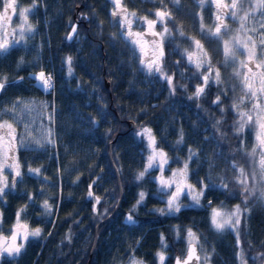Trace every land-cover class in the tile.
Returning <instances> with one entry per match:
<instances>
[{"label":"trees","instance_id":"1","mask_svg":"<svg viewBox=\"0 0 264 264\" xmlns=\"http://www.w3.org/2000/svg\"><path fill=\"white\" fill-rule=\"evenodd\" d=\"M35 3L28 14L34 32L26 33L25 41L0 54V75L8 78L6 88L0 92V110L10 108L17 99L47 103L43 116L33 112L25 115L23 121L35 118L37 123L49 126L55 145L43 143V128L39 135H25L21 145L24 132L22 122L18 123L16 157L22 175L16 178L20 184L13 188L14 173L8 169L5 172L9 187L8 196L0 198V233H10L16 213L23 207L21 222L29 230L40 228L41 234L29 236L18 255H0V264H128L133 257L146 264H158V252L167 256L164 264H173L176 254L185 255L187 228L197 233L205 250L200 252V264H204L205 253L209 256L207 264H241V253L248 264H255L256 260L264 264V185L257 184L255 193L245 203L236 183L239 172L232 169L235 163L249 176L255 171L259 180V155H249L257 146L256 129L249 122L242 132L237 131L238 111L244 110V102L250 98L226 65L223 47L209 34L215 26L212 21L204 23L202 17L208 15L204 7L195 0H121L123 7L136 14L135 18L129 17L135 32H147L144 17L156 19L157 10L170 13V18L164 24L157 22L153 30L169 29L162 39L164 58L160 63L173 76V92L158 73L147 72L140 64L138 48L121 37L122 28L111 16V0H89L77 19L74 13L78 0ZM32 4L33 0H17V14L10 24L17 29L16 39L21 22L19 8ZM262 22L264 19L256 13L245 25L259 55L264 54L260 43ZM237 23L231 30L233 35L240 34L239 17ZM72 25L76 26L77 35L68 40ZM194 40H200L212 66L208 85L199 98L190 97L195 87L203 84L200 73H206L208 67L198 71L188 65L186 54ZM68 56L72 57L71 75ZM216 70L220 73L218 83ZM40 71L52 76L53 88L47 92L32 78ZM105 81L110 83L111 96ZM218 95L219 104L214 103ZM111 104L117 114L110 109ZM235 104L240 105L239 109L233 107ZM53 109L49 122L48 113ZM2 119L16 122L8 114ZM129 121L136 124L131 131ZM143 127L152 130L158 147L168 154L165 177L183 166L189 148L197 152L189 162L187 183L197 190L201 182L209 186L199 206L187 194H181L178 213L157 211L166 209L168 199V195L159 192L155 179L160 172L150 169L142 180L136 179L149 155L147 137L138 134ZM181 131L183 142L177 144ZM116 137L112 158L120 175L123 199L117 214L100 227L91 257L95 226L113 212L119 199L117 178L108 155L109 144ZM37 139L42 141L40 145L34 142ZM29 167L40 168V175H30ZM222 183L228 188L219 187ZM89 190L101 197L100 203L88 196ZM140 192L146 195L137 205ZM44 200L50 205L49 211L42 207ZM209 201L213 206L223 202L227 210L241 206L239 244L236 231L218 233L210 227ZM129 214L134 223L127 221Z\"/></svg>","mask_w":264,"mask_h":264},{"label":"snow or ice","instance_id":"2","mask_svg":"<svg viewBox=\"0 0 264 264\" xmlns=\"http://www.w3.org/2000/svg\"><path fill=\"white\" fill-rule=\"evenodd\" d=\"M114 5L113 11L111 12L112 17H120L119 20L114 21L119 23L122 31L120 33L122 38L127 39L133 46L139 47L142 54L140 59V64L143 65L149 74L158 73L162 77L171 90L175 91V86L173 85V76L166 73L160 63V60L163 58L162 50V39L166 33H169V29L164 27L163 32L154 31V26L157 22L164 24L165 20L170 18V13L165 10H157L155 12L156 19H148L144 17V21L148 25L147 33H133L132 32V23L135 18V12H129L126 7L122 6L121 0H111ZM201 7H203L204 0H199ZM212 4L216 6L217 15L216 20L218 23L215 25V31L212 32L209 30V34L214 36L217 40L223 41V52L227 58L235 59L236 52L234 49H244L248 55V61H241L240 64L243 68L247 69V73L243 75L242 86L246 90V95L252 99L253 105L250 111H238L239 120L237 122V131L242 132L245 126L249 122H253L257 127L258 131L256 133L257 146L254 147L249 153L253 158L259 155L258 166H259V180L257 179V174L253 171L250 176L249 173L245 172L243 167L233 163V171L239 172V175L236 177V183H238L242 189L241 195L244 197V202L248 200L250 195H253L256 191L257 184L264 185V58H261L258 62L256 60V43L252 37H247V39H242L239 36L233 37L230 40H224L222 35V30L227 31L226 25L223 24L222 16L230 14L232 18H237L238 12H242L243 15L239 16L241 28L239 31L245 30V22L249 17H255L256 11L260 10L261 15H264V0H257L256 4L253 5L251 0H241L238 3V0H231V4L224 3L223 0H210ZM244 3H247L249 7L244 8ZM0 6H2V11H0V54L8 51L10 47H14L17 44H20L22 41L26 40V33L34 32V26L28 22V14L31 12L32 8L36 7L35 0L31 7H21L18 11V16L20 18V24L18 25V35L19 38L16 39L15 35L17 29L11 28L12 16L17 14V0H0ZM11 10V12H10ZM227 10V11H226ZM87 18L86 16L84 17ZM71 23V22H70ZM261 28H264V22L261 23ZM201 29L203 30V24H201ZM255 31V29H253ZM146 34H150L152 37H160V40L153 39L150 43L157 49H159V56L150 60H145L143 58L144 46L143 38ZM77 35V28L75 25H72L71 33L66 37L68 40H72L74 36ZM183 35V33H181ZM9 37H13L9 39ZM261 45L264 46V33L261 34ZM196 52H187V58L189 64H194L195 68L199 71L204 65H208L207 72H201L200 77L203 80L202 85H197L195 87V92L193 97L190 98H199L205 91V87L208 85L210 76L212 75V66L210 59L208 58V53L204 50L203 45L200 40H194ZM251 45V46H250ZM23 58L19 63H23ZM66 63L68 65V74H72V57H66ZM249 63H252L257 71L253 70V67L249 66ZM236 75H241L237 72ZM33 79L38 81L37 86L44 90L45 92L53 88L52 76L51 74L45 75L44 71H40L38 74H33ZM22 79V78H21ZM220 79L219 70L215 72V80L218 83ZM258 80L259 86L253 87V83L250 81ZM8 78L6 75H0V92L6 88ZM243 101H241L242 103ZM214 103H220V96L216 97ZM233 107L239 109L240 105L235 104ZM48 110V104L44 102L32 101H23L17 100L12 104L10 108L0 110V198L5 195V189L9 187L7 176L5 175V169L10 170V174L14 173L12 179V187L15 188L17 183V177H21V165L16 157V142H17V129L13 123L8 120L2 119L5 114L11 115L12 119L17 123L23 121L25 115H29L33 112H37L39 116H43ZM255 114V119L253 116ZM54 116V109L51 113H48L49 122L52 121ZM35 123V118L27 121L24 127V133L20 136V143L23 145L25 135L31 136L32 130L30 125ZM220 122L217 121V124ZM141 136L147 137L149 155L147 157V163L142 171L138 172L136 179L142 180L150 169L158 170L160 176L156 177L159 184V192L165 195H168L166 201V209H157L161 213L165 211L169 214L178 213L181 210V205L179 204V197L181 194H187L191 197V200L194 202V205L199 206L201 198L204 196L205 191L209 189V186L204 185L201 182V187L197 190L193 185L187 183L188 177V168L189 162L193 160L198 154L193 149L189 148L188 157L184 161L183 166L171 172V175L168 177L164 176V171L169 165L168 154L163 150V148L158 147L156 137L152 133V130L148 127H143L138 133ZM52 130L48 128L43 133V143H54V140L51 139ZM184 134L183 131L180 132L179 139L176 141L177 144L183 142ZM37 145L42 143L41 140L37 139L34 141ZM41 172L40 168H28V173L30 175L39 176ZM249 179L253 182L252 186H249ZM91 189V185L89 186ZM219 187L227 189L228 185L222 183ZM171 189V191H169ZM145 193H139V199L137 200V205L142 203L145 199ZM261 195H264V191L261 192ZM88 196L94 198L96 203H100L101 197L94 196L93 192L89 190ZM28 199L31 201L33 199L32 195H28ZM208 206L211 208L210 212V227L216 232H224L226 230H233L237 232V244H239V226L241 223L242 210L241 206L235 205L231 210H227L223 205V202L219 206H213L212 202H208ZM42 207L45 211L50 210V205L47 200H44ZM133 208V211L135 210ZM24 211L22 207L16 213V222L13 225L10 236H4L0 233V255L7 253L9 256L18 255L21 249L24 246V241H27L29 236L38 237L41 234L40 228H35L29 230V226L26 223L21 222V213ZM127 221L129 223H134L133 217L131 214L127 216ZM179 232V229H177ZM187 237V252L186 255L181 258H176V264H200L201 255L197 251L199 246L200 252H204L203 245L199 243V237L197 233L194 232L191 228L186 230ZM20 243H17V241ZM164 237L161 235V242L163 244ZM157 256L159 257L160 264H163L165 256L162 252H158ZM241 264H244L243 254L240 256ZM209 256L205 253L203 256L204 264H207ZM130 264H144L142 260H137L133 257L130 260Z\"/></svg>","mask_w":264,"mask_h":264},{"label":"rangeland","instance_id":"3","mask_svg":"<svg viewBox=\"0 0 264 264\" xmlns=\"http://www.w3.org/2000/svg\"><path fill=\"white\" fill-rule=\"evenodd\" d=\"M177 3H179V0H175ZM199 5H200V2H199V0H195ZM223 2L224 3H227V4H231V0H223ZM239 2H241V0H238V3ZM256 2H257V0H251V3L253 4V5H255L256 4ZM201 6V5H200ZM244 8L245 9H247L248 7H249V5L247 4V3H244ZM203 11L204 12H206V14L208 13V15H204V17H202V19L205 21L204 23H207V22H209V21H212L213 23H211V24H214V26L216 25V23H218V21L216 20V15H217V10H216V6L214 5V4H212L211 2H210V0H204V3H203ZM227 11V10H226ZM256 13H258V15H259V17H261V19H264V15H261V13H260V10H257L256 11ZM240 15H243V13L242 12H238V16H237V18L240 16ZM213 18H214V20H215V22L213 21ZM237 18H232L231 17V15L230 14H228V15H224V16H222V21H223V24L224 25H226V27H227V31L226 32H224L223 30H222V35H223V39L224 40H230V39H232L233 37H236V36H240V38H242V39H247V37H249V35H248V33L247 32H249L246 28H245V30L244 31H240V34H235V35H233V33H231V30H232V28H233V26H235V25H238V23L236 24V19ZM115 21H117V20H119L120 19V17H115ZM249 19V18H248ZM248 19L246 20V22H245V25L247 24V22H248ZM215 31V30H214ZM213 31V32H214ZM133 32V31H132ZM144 33H147V32H144ZM243 34V35H242ZM242 35V36H241ZM212 36V35H211ZM227 37V38H226ZM153 39H156V40H160V38L159 37H152L150 34H146L145 36H144V38H143V46H144V49H145V51H144V54H143V58L147 61V60H150V59H153V57L154 56H159V49H157V48H155L151 43H150V41L151 40H153ZM212 39H214L215 41H217L220 45H221V47H223V42H222V40H217L214 36H212ZM251 46V45H250ZM263 49V48H262ZM138 51H139V53H140V56L142 57V54H141V52H140V49H139V47H138ZM197 51V49H196V47H195V44H193L192 45V49L189 51V52H196ZM234 51L236 52V56H235V59L233 60V59H231V58H227L226 59V65H228L229 67H230V69L234 72V75H236V73L237 72H239V73H241V75H236L237 76V81H238V83H239V87H240V89L242 90V91H244L245 93H246V90L243 88V86H242V80H243V75L245 74V73H247V69L246 68H243L242 66H241V64H240V62L241 61H248V55H247V52L246 51H244V49H234ZM263 52H264V49L262 50ZM255 52H256V60H257V62L261 59V58H264V54H262V55H259V53H257L258 52V47H256L255 48ZM186 57H187V54H186ZM164 58V57H163ZM162 58V59H163ZM162 62V61H161ZM187 62H188V58H187ZM189 63V62H188ZM188 65H190L193 69H196L195 68V66H194V64H188ZM249 66L250 67H253V70L254 71H257V69H255V67L253 66V64L252 63H249ZM208 67V65H204V67H202V69L203 68H207ZM39 73V72H38ZM38 73H35V74H38ZM45 73V72H44ZM45 75H46V73H45ZM47 76V75H46ZM35 80V79H34ZM35 82H36V85L38 84V81H36L35 80ZM250 83H253V87L255 88V87H258L259 86V82H258V80H256V81H250ZM18 100V99H17ZM19 100H23V99H19ZM23 101H25V100H23ZM16 102V101H15ZM253 100L252 99H249L247 102H244V103H246L245 105L246 106H248V107H246L245 106V108H244V110L243 111H246L245 109L246 108H252V105H253ZM253 116H254V119H255V114L253 113ZM11 123H13V122H11ZM25 123L26 122H24V121H22V130H23V132H24V127H25ZM14 124V126L16 127V129H17V127H18V123H13ZM252 124H253V127H255V129H256V133H257V131H258V129H257V127L255 126V124H254V121L252 122ZM30 127H31V130H32V132L34 133L35 132V134H37V135H39L40 134V128H43L44 130H43V133H44V131L46 130V129H48L49 128V126L48 127H46V125L45 124H39V123H37V121H35V123H33V124H31L30 125ZM52 130V129H51ZM256 133H255V136H254V138H255V140H256ZM52 134H53V131H52ZM51 138H52V136H51ZM257 142V141H256ZM53 145H55V141H54V143H52ZM17 145V144H16ZM6 170L7 169H5V172H6ZM18 184H20V182H18L17 181V183H16V185H15V187L16 186H18ZM252 184H253V182H250L249 181V186H252ZM7 189L8 188H6L5 189V195L4 196H8L7 194ZM189 198H190V200H191V197L190 196H188ZM3 198V197H2ZM181 201V198L179 197V202ZM34 202H38L37 200H35ZM194 203V202H193ZM33 205H35V204H33ZM241 210H242V215H241V220H242V216H243V209L241 208ZM0 211H1V206H0ZM1 224V223H0ZM226 231H229V230H226ZM231 231H233V230H231ZM225 232V231H224ZM233 232H235V231H233ZM4 236H10V233H8V234H4ZM185 242H186V244H185V253H186V248H187V237H186V234H185ZM17 243H20L19 242V240L17 241ZM199 243H200V240H199ZM198 248H199V246H198ZM199 251H200V249H199ZM163 253V252H162ZM184 253V254H185ZM164 254V256H165V260H164V262H163V264L165 263V261H166V255H165V253H163ZM6 255H8L7 253H4V254H2L1 256H6ZM3 257H0V259H2ZM137 260H141V259H139V258H137V257H135ZM245 257L243 256V261H244V264H248V262H246V260L244 259ZM143 261V260H142ZM144 262V261H143ZM241 262V261H240ZM128 264H130V262L128 263ZM144 264H146L145 262H144ZM158 264H160V261H159V257H158ZM255 264H262L261 262H259L258 260H256L255 261Z\"/></svg>","mask_w":264,"mask_h":264},{"label":"water","instance_id":"4","mask_svg":"<svg viewBox=\"0 0 264 264\" xmlns=\"http://www.w3.org/2000/svg\"><path fill=\"white\" fill-rule=\"evenodd\" d=\"M78 1H79V5L76 7L75 13H74V18L75 19H77V16L79 15L80 11L86 7V5L88 4L89 0H78ZM105 86H106V89H107L109 95L111 96L110 83L108 81H105ZM110 109L115 114H117L116 113V108H115V106L113 104L110 105ZM128 124H129V129H128L129 131H131V130L136 128V124L134 122L129 121ZM116 139H117V137L114 138L110 142V144H109V154L108 155H109V159H110L111 165L113 166V169H114V172H115V175H116V178H117L118 189H119V199H118V202H117L113 212L111 214H109L107 217H105L104 219L100 220L95 226V238H94V243H93L92 250H91V257H92L93 253L96 250L97 241H98V233H99L100 227L105 225L110 219H112L117 214V212L119 211V208H120L121 201L123 199V189H122V185H121V181H120V175H119V172H118V170H117V168H116V166H115V164L113 162V158H112V146H113L114 142L116 141ZM187 247H188V245H187ZM197 251L200 254V251H199L198 247H197ZM186 252H187V248H186ZM185 255H186V253H185ZM177 257H181V256L179 254H176L175 258H174V261H173V264H176V258ZM183 257H181V258H183ZM193 264H196V262H193Z\"/></svg>","mask_w":264,"mask_h":264},{"label":"flooded vegetation","instance_id":"5","mask_svg":"<svg viewBox=\"0 0 264 264\" xmlns=\"http://www.w3.org/2000/svg\"><path fill=\"white\" fill-rule=\"evenodd\" d=\"M132 26H134V23H132ZM133 33H137V32L133 31ZM137 52H139L138 49H137ZM153 58H157V56H154Z\"/></svg>","mask_w":264,"mask_h":264}]
</instances>
